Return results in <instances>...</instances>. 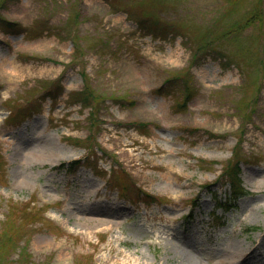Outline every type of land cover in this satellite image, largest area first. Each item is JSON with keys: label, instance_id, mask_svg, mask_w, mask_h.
<instances>
[{"label": "rangeland", "instance_id": "obj_1", "mask_svg": "<svg viewBox=\"0 0 264 264\" xmlns=\"http://www.w3.org/2000/svg\"><path fill=\"white\" fill-rule=\"evenodd\" d=\"M259 12L0 0V264H264Z\"/></svg>", "mask_w": 264, "mask_h": 264}, {"label": "trees", "instance_id": "obj_2", "mask_svg": "<svg viewBox=\"0 0 264 264\" xmlns=\"http://www.w3.org/2000/svg\"><path fill=\"white\" fill-rule=\"evenodd\" d=\"M253 20H257L259 23L261 24H264V15L262 12H259L258 14H256V16H254L252 18V21ZM248 21H251V19H249ZM153 31L155 34H162L160 32L159 29H155V27L153 28ZM157 37L159 35H156ZM159 37H162V38H165L163 36H159ZM209 46V45H208ZM212 49V48H211ZM228 63H230V60H226ZM78 97H83L82 99H85V100H89L90 98L87 96V97H84L80 94H76ZM92 97V96H91ZM189 97V95H188ZM77 161H74L72 162L71 166L74 164H76ZM72 168H69V170L71 171ZM74 169V167H73ZM229 182H230V185H231V192L229 194V201L232 202V201H236L238 200L241 196H243L244 194L247 193V191L245 190V188L243 187V184H242V180L239 176V170L237 168H235L232 172H230V179H229ZM2 243H7L8 245H14L13 242L11 241H4L2 239Z\"/></svg>", "mask_w": 264, "mask_h": 264}]
</instances>
